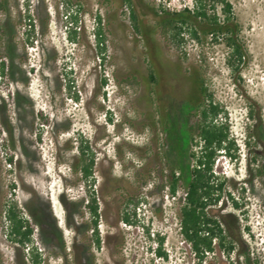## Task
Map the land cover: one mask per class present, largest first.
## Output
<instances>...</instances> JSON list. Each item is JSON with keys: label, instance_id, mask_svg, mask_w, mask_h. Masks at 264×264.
<instances>
[{"label": "rangeland", "instance_id": "rangeland-1", "mask_svg": "<svg viewBox=\"0 0 264 264\" xmlns=\"http://www.w3.org/2000/svg\"><path fill=\"white\" fill-rule=\"evenodd\" d=\"M229 1L251 56L239 77L226 67L221 43L199 47L186 40L181 50L188 59L180 61L179 49L159 30L152 37L162 62L203 64L207 91L222 109L218 120L226 122L236 144L235 158L219 154L213 163L212 181L222 187L206 208L232 248L213 242L202 264H264V0ZM134 2L141 29L155 25L150 8L176 10L191 7L193 0ZM127 12L120 0H0V264H30L31 246L39 252L38 264H74L73 243L90 247L93 264H193L179 230L190 154L198 151L197 136L190 141L185 129L193 107L171 95L184 94L183 83L167 74L151 100L146 97L152 87L148 45L140 30L124 21ZM160 105L168 127L157 125L151 133L147 115ZM79 147L92 159L86 178L74 171ZM172 170L181 176L174 193ZM91 196L99 248L88 241L92 227L85 230V244L72 227L90 224ZM11 205L32 226L27 245L8 238L4 217ZM122 213L132 222H123ZM146 224L152 245L162 235L167 260H150L141 232ZM171 243L178 247L175 254Z\"/></svg>", "mask_w": 264, "mask_h": 264}, {"label": "trees", "instance_id": "trees-1", "mask_svg": "<svg viewBox=\"0 0 264 264\" xmlns=\"http://www.w3.org/2000/svg\"><path fill=\"white\" fill-rule=\"evenodd\" d=\"M126 4L129 9V18L132 22V28L135 31L140 30L146 39L148 45V75L147 80L152 83V87L148 85L146 97H150L152 93L156 94L154 86L157 88L163 75H170L174 77L175 81L181 78L183 83L182 95L173 96L185 100L193 107V111L187 113L185 117V129L188 133L190 141L196 135L197 141L194 142L198 145V151L191 153L190 157L193 160L192 166L188 169V178L186 181V190L184 194V201L179 209L180 213V231L184 238L192 244L196 245L198 249L199 263L202 264L206 252L213 250V242L217 247H226L227 250L232 248L231 241L227 245L223 243L226 239L223 228L217 220L211 218L207 214V206L213 204L218 200V194H214L215 190L221 189L222 182L214 183L213 163L220 152H224L230 159L235 157L234 150L236 144L234 139L230 137L228 125L226 122L218 120V115L222 112L219 104L212 100L211 94L207 91L205 85L204 75L206 68L201 62L189 61L182 66L178 61H172L168 58H163L157 42L152 37V31L159 30V32L176 47L177 57L180 61L187 60L188 56L185 51H182V45L186 40L191 41L196 46L204 47V45H214L221 43L225 53V65L228 70L239 77L242 69H244L249 61L250 54L247 50L244 39H242L240 32L241 27L236 20L232 4L229 0H193L191 7H183L176 10L161 9L160 12L154 8L150 11L155 17L154 26H144L141 29L138 27L137 14L135 12L134 0H120ZM99 21V17H97ZM74 33V31H73ZM96 40L100 41L102 38L99 36L100 27L94 30ZM70 39L73 37L70 35ZM103 49V47H99ZM4 63H1L0 73L3 74ZM13 73V71H11ZM11 73V74H12ZM104 83V79L102 80ZM174 82V81H173ZM147 86V83H146ZM147 97V98H148ZM20 101V96L17 95V103ZM165 106L160 105L152 108L147 115V126L150 128L151 133H155L157 125L162 126L164 129L168 127V120L164 114ZM42 117V114L39 113ZM110 121V116L107 117ZM159 123V124H158ZM81 156L77 169L83 177L90 176L91 173V157H87L83 147H79ZM233 150V151H231ZM86 157V158H85ZM256 162V159H252ZM255 172L260 177L262 171L258 166H255ZM174 170L171 171L173 177L170 182V193L175 192V185L181 176L174 175ZM236 206V203L234 202ZM88 212L91 217L90 224L77 222L73 224L75 235H79L82 242L86 238L85 230L91 228V236L94 244L99 246L100 238L96 228V219L98 216L97 205L94 197L91 196L87 204ZM120 219L123 222H132L127 213H122ZM5 220L7 224L8 238L19 243L21 246L27 245L31 242L30 234L32 226L27 220L23 219L14 205L9 206L5 211ZM50 233L56 235L60 239V234L55 225H49ZM42 241L48 242L49 237L45 238L40 236ZM159 242L161 237L158 238ZM60 241V247L62 241ZM85 244V243H84ZM73 261L76 264H90V256L88 254V246L76 247L73 243ZM28 255L31 260L30 264H36L39 261L38 253L34 247L28 248ZM249 264H258L250 262Z\"/></svg>", "mask_w": 264, "mask_h": 264}, {"label": "flooded vegetation", "instance_id": "flooded-vegetation-1", "mask_svg": "<svg viewBox=\"0 0 264 264\" xmlns=\"http://www.w3.org/2000/svg\"><path fill=\"white\" fill-rule=\"evenodd\" d=\"M180 228L181 227H179V230H180ZM92 231V230H91ZM181 232V231H180ZM181 235L183 236V234L181 233ZM161 237V241L159 242V240H158V238H160ZM184 237V236H183ZM100 238V237H99ZM156 240H157V243H156V247L154 248V256H158V257H160V258H162V260H167V257H168V254H167V252H168V249L163 245V237L162 236H156ZM186 240V239H185ZM90 243H91V248H93V247H95V248H99L100 247V243H101V241H100V243H99V246H96V244H94V242H93V238H92V236L90 235L89 236V240H88ZM147 247H149L150 248V254H151V258H150V260H152V261H154L153 260V255H152V251H151V248L153 247V245H152V240H150V236L148 235L147 236ZM151 244V245H150ZM90 247L88 246V249H89ZM169 248H171V251L175 254V253H177V251H176V248L178 249V247H176L173 243H171V245L169 246ZM190 248H191V251H192V261H193V264H198L199 263V256H198V249H197V247H196V245L194 244V242L192 243V244H190ZM74 251V250H73ZM38 253V256H39V252H37ZM74 253V252H73ZM88 254H89V256H90V264H93V257H92V254H91V252H89V250H88ZM38 259H40V257H38ZM40 261V260H39ZM39 261L38 262H36V264H38L39 263ZM85 261L86 260H83V263L85 264ZM74 264H76L75 263V261H74Z\"/></svg>", "mask_w": 264, "mask_h": 264}, {"label": "built area", "instance_id": "built-area-1", "mask_svg": "<svg viewBox=\"0 0 264 264\" xmlns=\"http://www.w3.org/2000/svg\"><path fill=\"white\" fill-rule=\"evenodd\" d=\"M28 21H29V17H28ZM124 21L130 26L131 25V21H130V18H129V16H128V12H127V16L124 18ZM224 159H226L225 158V156H222ZM228 159H230L229 157H227ZM233 158H235V157H233ZM3 161L6 163V165L8 166V167H10V159L9 158H3ZM239 189L241 190V191H244V187L243 186H239ZM11 190L13 191L14 190V188H11ZM5 218V217H4ZM142 225L143 224H141L140 223V225L139 226H141L142 227ZM144 227V226H143ZM145 227L147 228H145L146 229V233L144 234V230H142L141 232H142V234H143V236H144V238H145V240H147V236L151 233V231H150V228H148V225L146 224L145 225ZM91 231V230H90ZM157 233V232H156ZM151 235H152V233H151ZM162 236V235H161ZM190 243L188 242V245H189ZM156 247V244L155 245H153V247L151 248V251H152V255H153V260L154 261H156L157 259H160V257H158V256H154V248ZM26 251H27V253H28V247H27V249H26ZM206 253H208V252H206ZM162 259V258H161Z\"/></svg>", "mask_w": 264, "mask_h": 264}, {"label": "clouds", "instance_id": "clouds-1", "mask_svg": "<svg viewBox=\"0 0 264 264\" xmlns=\"http://www.w3.org/2000/svg\"><path fill=\"white\" fill-rule=\"evenodd\" d=\"M219 154H220L221 156L228 157L224 152H220ZM219 154H218V155H219ZM218 155H217V156H218Z\"/></svg>", "mask_w": 264, "mask_h": 264}]
</instances>
